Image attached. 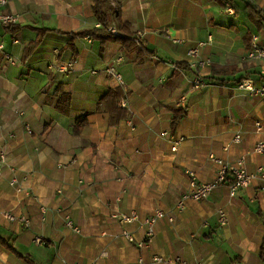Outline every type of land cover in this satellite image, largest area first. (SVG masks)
Returning <instances> with one entry per match:
<instances>
[{
  "label": "crops",
  "instance_id": "crops-1",
  "mask_svg": "<svg viewBox=\"0 0 264 264\" xmlns=\"http://www.w3.org/2000/svg\"><path fill=\"white\" fill-rule=\"evenodd\" d=\"M223 2L109 0L125 31L143 33L144 47L126 50L113 40L71 38L99 25L92 0L8 1L4 10L18 20L0 25V236L15 253L0 243V264H138L139 258L159 264L154 255L178 256L185 264H264L258 257L264 236L259 178L231 196L229 172L205 199L175 207L190 173L197 182L215 177L218 166L209 154L232 166L243 157L249 172L264 163L253 151L264 141V97L234 81H260L264 60L244 54L251 35L264 44V0H231L232 14ZM198 41L206 42L200 54L210 65L202 70L207 85L196 90L185 52ZM67 62V71L57 69ZM116 87L121 97L113 109L100 100ZM58 90L70 96L67 112L56 106ZM181 107L185 116L171 131V110ZM82 114L87 122L74 133ZM155 208L166 215L146 239L143 218ZM131 210L139 219L121 222Z\"/></svg>",
  "mask_w": 264,
  "mask_h": 264
},
{
  "label": "built area",
  "instance_id": "built-area-1",
  "mask_svg": "<svg viewBox=\"0 0 264 264\" xmlns=\"http://www.w3.org/2000/svg\"><path fill=\"white\" fill-rule=\"evenodd\" d=\"M9 0H0V25L2 27H8L13 24H15L18 20V15L4 10L5 6L7 5ZM225 11L229 14L233 13V9L230 6L225 7ZM107 30L113 34V35H119L118 30L115 27L114 22H111L107 26ZM131 40H133L138 46L141 48L144 47V38L143 33L141 31L135 32L133 35L130 36ZM208 40H210V36L208 37ZM177 41V40H175ZM15 42V41H14ZM204 41H198L195 45L190 46L187 48L185 55H186V62L189 67H191L195 73L193 78L190 81V87L191 89H201L207 85V82L204 78V75L202 73V70L210 65V58L204 57L200 54V48L205 44ZM2 41L0 40V50L2 49ZM6 61L12 62V57L9 55H6ZM244 58L247 60H264V44H261L258 40L257 35H251L250 38V44L249 47L246 48ZM72 66L71 62H67L63 65H57V69L65 72L68 68ZM51 67V66H49ZM106 72L113 75L115 79L117 80L118 84L123 85V81L121 78V75L112 67H107ZM236 87L238 89L245 90L251 94L258 95L264 97V66L261 70V77L259 83H255L250 77H241L236 82ZM185 99V96H180V103H182ZM122 106L125 105L124 101L121 100ZM130 127L131 123H129ZM256 128L260 129L259 122L255 123ZM29 132V130H28ZM234 142L240 141V134L236 133L233 136ZM176 145V142L171 146V149H174ZM253 151L258 154L264 155V141H258L253 146ZM209 158L211 161H213L217 166V172L213 179L210 181L205 182H197L194 178V175L191 173L189 174L190 177L188 179L187 188L180 194L175 207L179 210L183 209L185 202L188 200H194V201H200L205 199L208 194L213 191L215 188H217L220 184L224 183L227 174L231 172L232 177L230 179V182L228 183V189L229 194L232 196L235 192V190L239 188H246L253 179L259 178L261 180V189L264 190V163L257 166L255 171L249 172L244 169L243 165V157H239L236 160V165L232 166L228 162H226L224 159L214 156L213 154H209ZM4 162V155H0V165ZM14 179L12 178L10 183H14ZM43 209V208H41ZM219 222L221 224H224L226 222V216L223 211H219ZM166 215L164 211L161 209L155 208L152 213L146 217L143 218V224L145 225V233L144 238L148 239L153 233V226L156 223L157 220L160 218H163ZM9 219L11 220H18L20 222H23L24 225L28 224V220L21 216V217H15L13 215L8 214L7 215ZM120 221L123 223H131L133 221H136L139 219V214L135 210H131L127 214H121L119 216ZM171 220V218L169 217ZM65 225L69 228H71L74 232H78L79 229L77 226L73 224V222L70 219H67L65 221ZM121 234L125 236L129 241L133 240L132 235L127 230H122ZM39 239H37L38 241ZM145 240V239H144ZM151 260L155 263L159 264H172V263H180L185 264L184 261H181V259L178 256H161V255H154L152 256ZM64 264H82L79 262H73V263H64ZM85 264H94L93 262L85 263ZM138 264H144L143 260L141 258L138 259ZM191 264H203L200 260L191 263Z\"/></svg>",
  "mask_w": 264,
  "mask_h": 264
},
{
  "label": "trees",
  "instance_id": "trees-1",
  "mask_svg": "<svg viewBox=\"0 0 264 264\" xmlns=\"http://www.w3.org/2000/svg\"><path fill=\"white\" fill-rule=\"evenodd\" d=\"M109 0H92V13L94 16V19L99 24L98 26L87 28L82 30L81 32L73 33L71 34V38L74 37H82V36H89L92 39L100 40L101 43H103L106 40H113L120 43L122 48H125L126 50H131L134 48L141 49L140 46H138L133 40L130 38V34L127 32V30H124L125 23L121 22L118 18V9L117 8H111L108 5ZM227 4H231V0H224L222 3V6L225 7ZM111 18H113L114 24L116 29L124 34L123 36H117L111 34L107 30L108 24L111 22ZM41 39V34L31 41L28 46L26 47L25 53L27 54L30 52L35 46L38 45ZM250 41L247 45V48L249 47ZM69 46L72 45V43H68ZM188 66V65H187ZM223 81V80H221ZM234 81H238L235 80ZM57 101L56 106L58 109H61L64 112L68 111V102L70 101L69 94H66L64 92H61L60 90L57 91ZM121 97V88L116 87L115 89H109L106 91V93L102 96L100 101H105L106 103H109L111 108L115 109L116 105L119 103V99ZM171 118H170V130L172 131L176 124L179 122V120L185 116L186 110L184 107L181 108H175L171 110ZM87 122L86 120V114H82L79 117H77L74 120V124L72 127V131L74 133H78L80 128ZM8 240L1 238L0 236V243L9 251L15 253L14 249L12 248L11 244L7 242ZM258 257L262 262H264V236L261 240L259 251H258Z\"/></svg>",
  "mask_w": 264,
  "mask_h": 264
}]
</instances>
